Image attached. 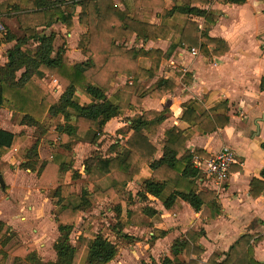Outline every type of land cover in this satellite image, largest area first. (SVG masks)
I'll return each mask as SVG.
<instances>
[{"label":"trees","instance_id":"16d2710c","mask_svg":"<svg viewBox=\"0 0 264 264\" xmlns=\"http://www.w3.org/2000/svg\"><path fill=\"white\" fill-rule=\"evenodd\" d=\"M172 1L168 12L187 17L168 51L128 45L134 36L143 41L169 37L171 26L168 23L157 24L145 17L150 8L165 7L166 0H121L122 6L116 0L0 2V15L14 17L23 31L18 36L6 23H2L5 30L0 40H15L16 43L8 49L7 61L0 64V108L11 110L16 123L34 128L36 140L26 149L20 167L36 175V187L47 192L52 200L58 230L52 243L55 256L45 260L34 240H22L12 225L0 218V264H8L10 260L13 264H78L83 249L86 250V258L82 264L112 261L119 252V246L102 229L93 237L80 233L78 243L73 242V231L85 229L96 219L95 204L89 197L98 202L110 199L114 213L111 229L124 243L131 242L130 238L136 239L125 228L142 226L145 216L152 218L159 214L149 204L150 196L160 199L170 212H175L176 200L183 199L207 222L222 214L223 207L215 190L195 189L196 180L208 174L193 164V156L209 157L210 154L201 148H187V136L174 125L165 129L161 141L162 154L158 157L159 147L152 136L171 110L144 109L142 104L147 97L160 99L175 90L177 85L170 78L159 77L149 86L145 85V80L157 75L163 60L170 58L176 47H199L205 55H222L228 51L225 39L209 35L208 29L218 15L203 6L213 1L243 4L247 0ZM197 17L204 18L203 27ZM75 20L84 30L79 34L77 46L87 58L72 63L68 41L56 45L57 33L54 30L39 33V29L61 22L69 33L75 27ZM30 42L35 45L30 46ZM143 59L150 63L142 64ZM116 75L133 79L134 89L129 102L119 100L121 88L113 95L117 102L107 96ZM52 79L62 90L58 98L48 85ZM16 81L17 84L14 83ZM261 88L264 90V76ZM78 90L92 100L82 103L76 96ZM227 103V100L222 101L209 110L198 112L188 101L182 106L181 118L196 125L203 134H209L229 123L230 117L221 110L228 108ZM127 110L136 113L129 117L127 125L117 130L122 137H117L110 147L116 153L106 156L99 150L94 151L84 158L83 172L74 169L75 146L81 141L98 143L104 134L105 124ZM24 134L1 127L0 121V175L3 178L4 156L18 148ZM122 139L125 140L123 144ZM40 145L51 149L50 157L41 156ZM147 165H150L151 176L141 181L134 196L128 184ZM235 169H240V166ZM71 171L72 180H83L81 193L68 179ZM3 188L8 189L7 185ZM126 193L133 200L124 206L122 198ZM250 194L253 197L264 196V170L261 178L251 180ZM159 232H155L153 237L164 233ZM203 232L189 229L177 238L171 247L174 257L164 256L162 264H201L204 248L199 238ZM263 237L258 235V239ZM253 240L254 234L245 233L225 252L224 259L220 260V254L213 252L204 264H264L254 256ZM181 254H185L187 260H182Z\"/></svg>","mask_w":264,"mask_h":264},{"label":"crops","instance_id":"0c3cea01","mask_svg":"<svg viewBox=\"0 0 264 264\" xmlns=\"http://www.w3.org/2000/svg\"><path fill=\"white\" fill-rule=\"evenodd\" d=\"M116 2L122 6L121 0H116ZM172 3V0H166L165 7L150 8L145 13V17L148 20L157 24L165 22L171 26L168 38L143 41L134 36L128 45L144 46L145 48L158 47L164 51L170 50L172 39H176L179 35L187 17L185 14H170L168 9ZM203 7L207 8L212 14L218 15L216 22L209 27L208 33L210 36L225 39L229 45L228 51L222 55L211 53L205 55L199 47H197L199 52L195 54L192 52V48L176 47L170 58L163 60L157 75L153 79L145 80V85L149 86L159 77L170 78L177 85L175 90L160 99L147 97L142 106L144 109L162 110L169 108L171 110L170 115L158 125L155 134L152 136L154 143L159 147L158 157L162 154L161 141L164 138V131L174 125L179 126L184 131L187 136L186 146L191 150L201 148L210 155L225 145L235 150L237 162L230 166L229 173L225 179L220 180L212 176H202L196 180L195 184L196 190L212 189L216 191L223 207L222 214L216 219L207 222L201 218L199 211H195L183 199H177L174 206L175 212H170L160 199L150 196L149 204L154 206L159 211V214L152 218L145 216L142 226L125 228L126 232L136 237L134 241L130 238L131 242L124 243L115 235L117 240L113 242L118 244L119 252L107 264H162L161 260L164 256L174 257L171 250L172 244L189 229L204 231L199 238L204 248V252L200 256L201 264L206 263L213 252L220 254V260L224 259L226 256L225 252L245 233L254 234V256L259 261H264V237L258 239V235L264 236V196L253 197L250 194L251 180L254 177L261 178V173L264 170V90L261 88V80L264 76V47H262L261 43L263 40L258 41L255 38L259 35L264 38V2L247 0L243 4H225L213 1ZM2 18V23H6L18 36L23 34L18 32V29H20L18 22L17 29L11 18L5 15ZM179 19H182V21H179ZM196 19L199 21L200 26L203 27L204 18L197 17ZM55 26H60L62 30L60 32L64 33L65 36L70 35L72 37L76 35L74 36V42L69 43L71 46L70 61L75 63L86 60L87 57L77 46L79 34L84 31L77 20H75L74 29L69 33H67L65 25L61 22L54 23L49 27H42L41 29L53 31ZM0 37H2V31H0ZM15 43V40L11 42H2L0 40V64H4L7 61V51ZM141 62L146 65L150 63L148 59H143ZM186 73H189V75H186ZM50 82L54 84L53 93L58 98L62 90L55 79ZM14 83L17 84L18 82ZM120 88L122 93L119 100L129 102L134 89L133 79L125 75H116L112 87L107 91V96L117 102L118 99L113 95ZM76 96L82 103H88L92 100L80 90L76 91ZM226 100L228 108L221 110L226 111L230 121L225 127L219 128L212 133L203 134L196 125L190 124L181 118L182 106L188 101L191 102L196 111L202 112ZM135 113L127 110L123 114L111 118L105 124L104 134L98 143L91 144L81 141L75 146L74 154L76 150H79L77 148L85 145H93L95 146L94 150L102 152L101 146L103 147L104 137L107 135L105 133L108 132L109 127L114 128L115 138L102 154L108 156L116 153L110 147L117 141V137H122L121 134L117 133V130L127 125L129 117ZM19 126L20 129L18 130L5 129L16 133H25L26 131L25 134L28 133V129L32 130V133L34 132L33 127L20 124ZM1 127H3L2 124ZM33 138L32 144L36 140L35 137ZM124 141L122 139L121 144ZM20 146L21 142L18 148ZM15 150L9 151L4 156V160L9 153ZM39 150L43 158L51 156L50 148L40 145ZM43 151L44 154H42ZM238 166H240V169H235ZM74 169L79 168L74 166ZM79 170L83 172V169ZM150 176L151 168L150 165H147L133 180V183H138L139 188L137 190L140 189L141 181ZM83 177H87V175L83 173ZM68 179L72 180V171L68 174ZM136 192H133L134 196ZM106 199L110 200L109 198ZM153 199L157 201H153ZM122 203L123 205L125 204L124 201ZM0 218L11 224L18 231L22 240H25L17 224H13L12 219ZM91 224L85 229L79 230L80 233L90 237L95 236L100 229L92 233ZM159 231L164 233L154 238V233L160 234ZM57 235L58 230L55 238ZM55 238L51 241L52 243ZM27 240H34L37 244L35 239L30 238ZM38 250L45 260L55 256L53 247L49 258L44 257L39 247ZM180 257L182 260H187L185 254H181ZM85 258L86 250L83 249L78 264H82Z\"/></svg>","mask_w":264,"mask_h":264},{"label":"rangeland","instance_id":"374dc122","mask_svg":"<svg viewBox=\"0 0 264 264\" xmlns=\"http://www.w3.org/2000/svg\"><path fill=\"white\" fill-rule=\"evenodd\" d=\"M2 17L3 15H0V19H3ZM6 17L11 18L18 29V21L12 16ZM179 21H182V19H179ZM4 30L2 29L3 34ZM50 31L52 30L47 31L42 30L41 28L39 29V33H49ZM60 31H62L60 26L54 27V32L57 33L56 45H60L64 43V41H68V43L74 42V36L76 35H73L72 37H70V35L65 36V34H62ZM18 32L20 34L23 33L21 29H18ZM255 38L258 41L263 40L261 43L262 47H264V38L261 37V35L256 36ZM29 44L30 46L35 45L34 42H30ZM73 47L75 46L73 45ZM50 81H48V85L53 92L54 84H51ZM12 115L13 113L11 110L7 108H0V121L2 126L7 129L18 130L20 129V126L16 123ZM108 129V132L105 133L107 135L104 137L103 147L101 146L102 152L109 147L110 143H112L115 138L114 128L109 127ZM27 131L28 133L25 134L21 141V146L5 157L6 165L4 168V186L7 185L8 189L0 186V217H4L6 220L12 219L13 224H17L18 229H20L23 239H35L38 247L44 254V257L49 258L51 255L50 253H52L51 241L55 238L57 233L53 214V209L55 206L53 205L52 200L47 196V192H42L36 187V175L29 169H23L20 167V163L23 161L24 153L26 149L32 144L34 139L33 137H35L34 132L32 133V130L28 129ZM156 141L158 140L156 139ZM77 149L79 150H76L75 154L73 153L75 161L74 166L79 169H83L82 161L84 157L97 150H94L95 146L93 145H85ZM42 154H44V151ZM82 182V179L72 180L73 188L79 193H81ZM128 187H131L132 192L137 191L139 188L138 183H133V181L129 183ZM125 195L126 196L122 198V201H124L125 204L127 201L133 200L132 196L129 198L128 193ZM89 198L93 199L94 201V212L97 218L91 224L93 231L92 233L102 229L112 241H116L117 239L115 237V233L111 229V223L114 221V213L110 207V205H112L111 201L105 199L102 202H98L94 197ZM153 201L157 200L153 199ZM79 221H83V216L80 217ZM79 230L80 229L77 228L73 231V242L78 243V236L80 234ZM8 262V264H13L11 260Z\"/></svg>","mask_w":264,"mask_h":264},{"label":"built area","instance_id":"2783aa9c","mask_svg":"<svg viewBox=\"0 0 264 264\" xmlns=\"http://www.w3.org/2000/svg\"><path fill=\"white\" fill-rule=\"evenodd\" d=\"M0 28L4 29L1 19ZM192 52H199V48L193 47ZM193 164L207 172L208 176L223 180L229 173L230 166L237 162L236 152L230 146H222L217 152L212 153L209 157H202L199 154H194Z\"/></svg>","mask_w":264,"mask_h":264},{"label":"water","instance_id":"95a60500","mask_svg":"<svg viewBox=\"0 0 264 264\" xmlns=\"http://www.w3.org/2000/svg\"><path fill=\"white\" fill-rule=\"evenodd\" d=\"M0 180H1L2 186H4L5 182H4V178L2 177V175H0Z\"/></svg>","mask_w":264,"mask_h":264}]
</instances>
